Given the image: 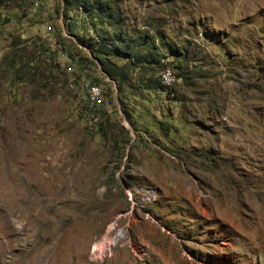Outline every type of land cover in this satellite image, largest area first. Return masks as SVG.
Listing matches in <instances>:
<instances>
[{
  "label": "rangeland",
  "instance_id": "1",
  "mask_svg": "<svg viewBox=\"0 0 264 264\" xmlns=\"http://www.w3.org/2000/svg\"><path fill=\"white\" fill-rule=\"evenodd\" d=\"M94 1L0 0V264H264V0H106L158 53L119 92Z\"/></svg>",
  "mask_w": 264,
  "mask_h": 264
},
{
  "label": "trees",
  "instance_id": "2",
  "mask_svg": "<svg viewBox=\"0 0 264 264\" xmlns=\"http://www.w3.org/2000/svg\"><path fill=\"white\" fill-rule=\"evenodd\" d=\"M82 2V6L89 9L85 1ZM89 6L91 14L87 26H91L95 34L94 37L88 38V44L91 46L90 55L99 65L100 71L115 83L119 92L122 85L129 80V72L132 69L146 63L158 62L155 57H158V53L154 50L156 41L144 31H136L134 35H130L126 29V20L113 7H118L116 3L112 5L106 0H96ZM105 25L111 27L112 31ZM112 57L122 58L124 62L119 65L111 59Z\"/></svg>",
  "mask_w": 264,
  "mask_h": 264
},
{
  "label": "built area",
  "instance_id": "3",
  "mask_svg": "<svg viewBox=\"0 0 264 264\" xmlns=\"http://www.w3.org/2000/svg\"><path fill=\"white\" fill-rule=\"evenodd\" d=\"M56 33L54 32L53 28H46L45 34L43 35V38L49 42V44L52 46L55 43V37ZM67 69H70V66H67ZM174 80V75L169 66H165L159 77V81L162 85L166 86L169 85ZM85 92L83 93V97L85 99V102H89V106L92 107V111L95 109L97 105H100L102 102V89L99 84L95 82H87L84 86Z\"/></svg>",
  "mask_w": 264,
  "mask_h": 264
},
{
  "label": "bare ground",
  "instance_id": "4",
  "mask_svg": "<svg viewBox=\"0 0 264 264\" xmlns=\"http://www.w3.org/2000/svg\"><path fill=\"white\" fill-rule=\"evenodd\" d=\"M104 238H106V237L104 236ZM100 248H101V244L96 243L95 245H93L92 250H96V251H98V253L101 254V252H100L101 249Z\"/></svg>",
  "mask_w": 264,
  "mask_h": 264
}]
</instances>
